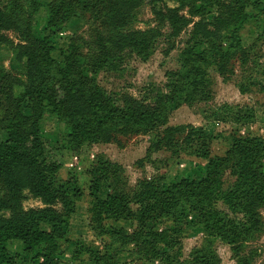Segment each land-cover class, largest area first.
<instances>
[{"label": "trees", "instance_id": "16d2710c", "mask_svg": "<svg viewBox=\"0 0 264 264\" xmlns=\"http://www.w3.org/2000/svg\"><path fill=\"white\" fill-rule=\"evenodd\" d=\"M177 2L174 9L168 0H14L0 6V48L9 45L24 69L23 78L0 68V101L5 107L0 115V264H69L62 259L63 242L73 246L77 264H122L126 253L149 264H222L217 243L241 259L249 241L263 232L264 137L234 132L226 155L213 156V144L221 136H210L203 126H173L171 112L175 106L209 102L212 73L226 77L235 61L248 73L256 61L245 36L250 26L261 28L264 0ZM145 5L160 26L169 28V38L179 39L193 29L180 69L166 74L167 92L153 101L125 96L119 105L92 81L91 72L117 69L118 58L128 51L145 60L153 55L163 36L160 30L126 32ZM41 11L47 14L49 35L36 32ZM184 11L189 15H182ZM86 15L99 21L92 69L83 63L86 57L77 41L61 52V61L54 56L56 36ZM10 32L18 36V45L7 37ZM251 77L249 84L239 85L240 93L264 94V85ZM16 89L23 92L16 95ZM211 117L246 127L255 123L256 112L226 104ZM45 118L68 128L56 148L44 135ZM150 134L156 138L149 157L162 151L174 158L194 157L206 162L205 174L177 182L161 174L130 192L123 167L101 154L87 172L88 192L74 173L62 180L67 154L78 158L87 145L118 144L120 137ZM228 167L235 183L226 191L223 176ZM27 194L44 208L25 210ZM83 202L91 232L109 239L104 252L70 240L72 218ZM162 222L171 226L158 230ZM196 231L203 232L204 241L187 260L184 242ZM12 243L20 244L23 253L12 252Z\"/></svg>", "mask_w": 264, "mask_h": 264}, {"label": "rangeland", "instance_id": "374dc122", "mask_svg": "<svg viewBox=\"0 0 264 264\" xmlns=\"http://www.w3.org/2000/svg\"><path fill=\"white\" fill-rule=\"evenodd\" d=\"M11 1L14 0H0V6L5 7ZM19 1L23 2L24 0ZM168 4L173 9L179 7L177 0H168ZM182 15L188 16L189 13L184 11ZM98 23V16L86 15L68 25L64 32L56 36L57 53L54 55L55 58L61 61V52L67 50L73 41H77L82 54L86 57L83 63L91 68L89 61L93 62L98 55L96 47ZM46 25L47 14L45 11H41L35 20L36 32L38 34L44 32ZM192 29L191 27L184 32L179 39H171L169 38V28L160 26L152 9L146 5L143 6L136 12L134 22L126 32L160 30L163 36L159 39L158 47L153 55L148 60H145L135 53L125 52L118 58L117 69H105L100 71L98 75H93L91 72L92 81L105 90L119 105H122L121 100L125 96H132L138 100L153 101L160 93L167 92L165 88L167 82L166 74L180 69V56L187 47ZM100 31L109 37V31L103 29ZM45 32L49 35V32ZM260 34H263V36L261 37ZM6 35L12 44L18 45L20 43L15 33L10 32L6 33ZM244 43L247 48L254 47V50L251 51L252 60L256 61V63L249 65L248 73L244 71L239 61H235L231 66L230 74L226 77L212 73L213 93L209 102H197L192 106H175L171 112V125L173 126H203L210 136H221L213 144V156L223 157L226 155L233 144L232 136L234 132H238L243 136L264 137V94L253 92L250 95H242L239 91L240 84H249L250 76L258 84L264 85V19L261 21L259 30L257 25L249 27ZM171 47H174V49L171 50ZM0 68L9 70L18 76H24L23 67L17 63V53L9 45L0 48ZM22 92L23 90L16 89V95H20ZM226 104L234 107L249 106L253 108L256 112L255 123L243 127L232 122L212 121L211 116ZM4 113L5 107L0 101V115ZM42 129L53 148H56L58 142L65 138L68 133L66 125L60 124L56 119L52 118L44 119ZM155 138L154 134L120 137L118 144L105 145L95 143L87 145L83 148L78 158H74L69 154L66 155L65 168L61 172V178L66 180L71 173L76 174L83 190L88 192L90 179L87 176V172L94 164L96 156L101 154L113 163L123 167L130 192H134L137 189L139 182L147 178L158 177L161 174H167L169 182H177L184 178L202 177L205 174L206 162L197 160L194 157L182 155L180 158H174L167 151L153 152L149 157V150ZM223 182L226 191L234 185L235 178L232 175L231 167L226 169ZM103 189L102 196L104 198L107 190ZM220 207L227 211L222 204ZM24 208L25 210L43 209L44 205L41 201L27 194ZM60 208L58 207L57 209L60 210ZM261 214L264 219V208L261 210ZM195 219V217L192 218V220ZM71 222V241H79L84 246L100 252L105 251L109 239H98L91 232L86 202L79 203L77 213ZM124 226H127L129 230L133 228L130 225ZM170 226L169 222H162L157 225V228L158 230H163ZM203 241L204 235L202 231H196L191 234L184 242L185 259H190L192 252L195 248L200 247ZM62 246L64 250L62 259L69 264H77L73 263L72 259L73 246L66 242H63ZM216 247L222 259V264H241L240 261L244 260H247V263L250 264H264V230L249 241L241 259L235 258L231 248L227 245L217 243ZM10 248L14 253H23L22 247L18 243H12ZM121 261L122 264H149L139 261L134 253L123 254Z\"/></svg>", "mask_w": 264, "mask_h": 264}]
</instances>
